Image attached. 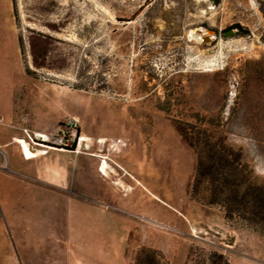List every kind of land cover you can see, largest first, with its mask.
<instances>
[{
	"label": "rangeland",
	"instance_id": "1",
	"mask_svg": "<svg viewBox=\"0 0 264 264\" xmlns=\"http://www.w3.org/2000/svg\"><path fill=\"white\" fill-rule=\"evenodd\" d=\"M0 18L13 23L15 49L6 43L0 67L29 83V105L39 85L73 89L84 104L79 127L124 131L125 157L141 155V204L117 213L126 264L142 248L163 264H264L257 226L227 219L206 178L192 188L195 157L174 129L204 127L264 182V0H0ZM197 28L216 39H188ZM6 214L0 264L59 263L28 255Z\"/></svg>",
	"mask_w": 264,
	"mask_h": 264
},
{
	"label": "crops",
	"instance_id": "2",
	"mask_svg": "<svg viewBox=\"0 0 264 264\" xmlns=\"http://www.w3.org/2000/svg\"><path fill=\"white\" fill-rule=\"evenodd\" d=\"M6 43L14 52L13 23L0 18L2 58ZM6 62L1 60L0 66ZM2 69L0 155L5 158V170L0 169V208L7 213L8 227L20 246L29 249L26 253L33 258L54 254L56 264H126L125 220L117 213L141 204V155L134 151L125 157L124 131L109 128L93 133L79 127V135L87 142L76 154L28 149L20 140L21 129L53 134L58 122L84 111V104H79L73 89L43 84L29 105V83L17 81L13 73ZM93 115L97 114L89 115L90 127ZM103 158L108 165L105 175Z\"/></svg>",
	"mask_w": 264,
	"mask_h": 264
},
{
	"label": "trees",
	"instance_id": "3",
	"mask_svg": "<svg viewBox=\"0 0 264 264\" xmlns=\"http://www.w3.org/2000/svg\"><path fill=\"white\" fill-rule=\"evenodd\" d=\"M174 129L195 157L192 188L206 178L211 187V199L218 202L225 217L236 216L237 220L254 224L257 226L254 232L264 239V182L249 174L239 155L204 127L175 123ZM218 258L223 259L221 255ZM133 264H163V261L156 251L142 248L136 253ZM210 264L215 262L211 260ZM222 264L227 263L223 260Z\"/></svg>",
	"mask_w": 264,
	"mask_h": 264
},
{
	"label": "built area",
	"instance_id": "4",
	"mask_svg": "<svg viewBox=\"0 0 264 264\" xmlns=\"http://www.w3.org/2000/svg\"><path fill=\"white\" fill-rule=\"evenodd\" d=\"M82 138L79 135L77 120L69 117L58 125L53 134L23 128L20 140L25 143L28 149H37L40 154H44L48 149L71 151L76 154L81 145L87 142Z\"/></svg>",
	"mask_w": 264,
	"mask_h": 264
},
{
	"label": "water",
	"instance_id": "5",
	"mask_svg": "<svg viewBox=\"0 0 264 264\" xmlns=\"http://www.w3.org/2000/svg\"><path fill=\"white\" fill-rule=\"evenodd\" d=\"M236 32L234 29H227L225 31H222L221 34L223 36H231ZM217 31L214 29H201L197 28L193 30V33L188 34V39H195L201 44H209L212 42V40L216 39L217 37Z\"/></svg>",
	"mask_w": 264,
	"mask_h": 264
},
{
	"label": "bare ground",
	"instance_id": "6",
	"mask_svg": "<svg viewBox=\"0 0 264 264\" xmlns=\"http://www.w3.org/2000/svg\"><path fill=\"white\" fill-rule=\"evenodd\" d=\"M191 33H193V31H191L189 34H191ZM82 140L84 141L85 140V138L83 137L82 138ZM21 142H23V141H21ZM24 143V142H23ZM32 155V154H31Z\"/></svg>",
	"mask_w": 264,
	"mask_h": 264
}]
</instances>
